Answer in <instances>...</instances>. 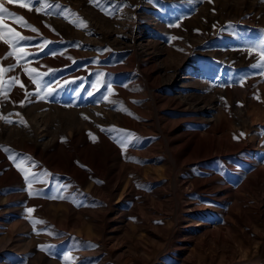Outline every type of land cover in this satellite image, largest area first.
<instances>
[{
	"label": "rangeland",
	"instance_id": "obj_1",
	"mask_svg": "<svg viewBox=\"0 0 264 264\" xmlns=\"http://www.w3.org/2000/svg\"><path fill=\"white\" fill-rule=\"evenodd\" d=\"M0 264H264V0H0Z\"/></svg>",
	"mask_w": 264,
	"mask_h": 264
},
{
	"label": "bare ground",
	"instance_id": "obj_2",
	"mask_svg": "<svg viewBox=\"0 0 264 264\" xmlns=\"http://www.w3.org/2000/svg\"><path fill=\"white\" fill-rule=\"evenodd\" d=\"M183 14H181V13H177L176 15H175V19L176 20H178V21H181L182 19H183ZM53 64H51V66L49 67V68H52V67H57V65H58V63L56 62V61H54V62H52ZM63 65V64H62ZM64 66V65H63ZM66 68V67H65ZM192 73V72H191ZM190 73V74H191ZM135 78L137 79V80H139V81H141V79H139V77H137V76H135ZM206 84L207 83H204V85H202V87L203 88H205L206 87ZM115 95V94H114ZM107 97H116V95L115 96H111V95H108ZM14 102V101H13ZM71 113V112H70ZM66 114H68V113H66ZM170 134V132L168 131V130H162L161 131V135L164 137V136H168ZM82 135V134H81ZM172 142V141H171ZM198 144V143H197ZM190 145V144H189ZM192 150H194V147H193V149ZM198 150H199V148H198ZM192 159V158H191ZM50 177H51V174H47V177H46V179H45V181L46 182H49L50 181ZM218 180V179H217ZM49 185V184H48ZM196 185V189L197 190H201V189H203V185H201L200 183H196L195 184ZM194 185V186H195ZM51 187V189L52 190H54L55 188H57V186L56 185H51L50 186Z\"/></svg>",
	"mask_w": 264,
	"mask_h": 264
}]
</instances>
